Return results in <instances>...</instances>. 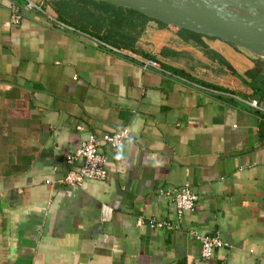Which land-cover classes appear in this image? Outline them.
Instances as JSON below:
<instances>
[{
	"label": "crops",
	"instance_id": "crops-1",
	"mask_svg": "<svg viewBox=\"0 0 264 264\" xmlns=\"http://www.w3.org/2000/svg\"><path fill=\"white\" fill-rule=\"evenodd\" d=\"M39 1L46 14L0 0V264H264V101L246 106L222 63L245 77L248 54L128 9ZM122 130V148L100 145L106 180L60 182L91 134ZM182 187L195 209L151 229L179 222L160 190ZM192 230L227 247L204 260Z\"/></svg>",
	"mask_w": 264,
	"mask_h": 264
},
{
	"label": "built area",
	"instance_id": "built-area-1",
	"mask_svg": "<svg viewBox=\"0 0 264 264\" xmlns=\"http://www.w3.org/2000/svg\"><path fill=\"white\" fill-rule=\"evenodd\" d=\"M25 7L31 12L46 14L44 5L39 0H27V5ZM21 21L22 14L20 9L14 5L11 9V22L15 25H19ZM141 64L145 69L158 68L157 64L152 60H142ZM244 104L256 110L260 109L257 100H247L244 101ZM129 137L128 130L107 134L102 138H98L96 135L91 134L75 153L67 156L66 160L70 168L66 176L60 182L67 186L79 187L86 181L106 180L108 177V157L100 149L101 143L105 144L112 150H117L124 146ZM47 184H50V181H47ZM160 195L171 199L174 203L179 222L173 224L170 221L161 222L151 219L148 222V225L151 229L157 230H179L180 222L184 216L195 209L198 202V196L187 187L173 190L162 189L160 190ZM191 234L200 243L202 258L204 260L212 259L216 250L227 247V243L224 242L219 235L209 236L202 234L197 230H192Z\"/></svg>",
	"mask_w": 264,
	"mask_h": 264
},
{
	"label": "water",
	"instance_id": "water-1",
	"mask_svg": "<svg viewBox=\"0 0 264 264\" xmlns=\"http://www.w3.org/2000/svg\"><path fill=\"white\" fill-rule=\"evenodd\" d=\"M141 13L158 22L217 37L237 47L264 54V15L230 17L214 11L205 0H95ZM232 3V2H231ZM230 3V4H231ZM264 0L259 8L264 10Z\"/></svg>",
	"mask_w": 264,
	"mask_h": 264
},
{
	"label": "trees",
	"instance_id": "trees-1",
	"mask_svg": "<svg viewBox=\"0 0 264 264\" xmlns=\"http://www.w3.org/2000/svg\"><path fill=\"white\" fill-rule=\"evenodd\" d=\"M90 4L93 6V8H115L114 6L109 5V4H104L105 7L104 6L101 7V6L97 5V3L93 0H90ZM94 5H95V7H94ZM125 12L126 11H123L122 15L117 14L116 18H110L109 19L110 23H113L116 25H122V26L125 25L126 26V23L130 19H129V16ZM140 15L144 16L142 14H140ZM159 23L162 25L180 30V31L186 33L187 36H189V38H192L194 40L200 41V39L202 38V35L197 33V32L187 30V29L178 28V27L171 26V25H167V24L162 23V22H159ZM101 31H100V33H103V34L102 35L98 34L99 35L98 38L100 40H104L106 42V41H109L113 37L115 38L114 34L111 32V29L110 30L102 29ZM218 59L222 62L221 58H218ZM222 63L230 70V72H232L237 78H239L244 83V85H246V88L250 91V94L253 97V99L257 100L259 105H260V101H264V60H261V59L253 60V66L250 70H248L245 73V77L238 74L236 72V70H234L233 67L230 64H228L227 62L223 61Z\"/></svg>",
	"mask_w": 264,
	"mask_h": 264
},
{
	"label": "rangeland",
	"instance_id": "rangeland-1",
	"mask_svg": "<svg viewBox=\"0 0 264 264\" xmlns=\"http://www.w3.org/2000/svg\"><path fill=\"white\" fill-rule=\"evenodd\" d=\"M176 1L181 2L183 4H189L188 2H185L183 0H176ZM205 2L214 11L220 12L223 15L230 16V17L248 18L251 16L264 15V10L259 8V5L261 4V0H205ZM115 8H120V7H115ZM237 48H240V47H237ZM240 49L245 54H248L252 62L253 60H256V59L264 60V54L253 52V51H250L244 48H240Z\"/></svg>",
	"mask_w": 264,
	"mask_h": 264
},
{
	"label": "bare ground",
	"instance_id": "bare-ground-1",
	"mask_svg": "<svg viewBox=\"0 0 264 264\" xmlns=\"http://www.w3.org/2000/svg\"><path fill=\"white\" fill-rule=\"evenodd\" d=\"M183 1H185V2H190L189 0H183Z\"/></svg>",
	"mask_w": 264,
	"mask_h": 264
}]
</instances>
